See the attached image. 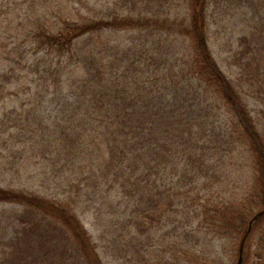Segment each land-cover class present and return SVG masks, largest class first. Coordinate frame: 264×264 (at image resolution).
<instances>
[{
    "label": "rangeland",
    "instance_id": "374dc122",
    "mask_svg": "<svg viewBox=\"0 0 264 264\" xmlns=\"http://www.w3.org/2000/svg\"><path fill=\"white\" fill-rule=\"evenodd\" d=\"M191 12L192 0H0V186L62 201L74 208L97 243L105 264H238L244 231L253 216L264 209V172L256 164L248 140H239V132L245 128L236 111L224 109L229 105L220 93L215 97L221 109L212 127L216 149L221 145L233 147L232 141L234 148L226 152L225 163L218 157L209 160L212 173L208 178L202 176L206 164L192 167L189 160L177 161L181 172L188 169L182 178L186 183L179 181L184 172L176 174L177 167L174 169L171 163L163 165L164 173L154 171L153 184L166 189L168 199L163 207L169 211L159 222L161 225L138 232L132 251L124 249L126 238L114 242L113 234L103 231L112 228L103 217H97L101 203L98 196L93 199L96 202L77 201L74 162L65 171L60 170L62 163L53 148L62 145L66 137L63 130L70 132L74 99L71 78L75 73L82 76L84 70H59L61 55L55 41L58 30L66 21L132 18L136 28H109L102 40L124 50L131 42L132 48L140 50L146 43L150 49L148 61H152L151 49L159 40L171 48L181 47L182 53L194 47L191 37L180 34L189 26ZM206 12L208 39L217 63L243 98L264 142V0H207ZM165 51V64H161L163 70L158 76L166 72L170 76L167 68L178 60L171 50L164 47ZM153 57L157 54L153 53ZM146 69L150 74H144V78L154 74L155 64L149 63ZM177 71L173 72L178 75ZM227 125L233 127L227 130ZM222 199L240 203L236 217L227 221L228 228L236 231L218 233L214 224L203 221L205 215H199L205 201L207 207H212ZM38 215L45 218L44 224L50 221L21 203L0 201V264H16V258L27 256L40 260L49 257V264L71 259V254L62 250L66 248L64 239L59 243L61 249L55 251L53 239L48 237L44 242L37 231L23 239L27 243L24 255L13 254L15 239L22 237L24 226ZM145 220L144 215L140 216L141 223ZM236 225L238 230L234 229ZM244 264H264V215L246 239Z\"/></svg>",
    "mask_w": 264,
    "mask_h": 264
},
{
    "label": "trees",
    "instance_id": "16d2710c",
    "mask_svg": "<svg viewBox=\"0 0 264 264\" xmlns=\"http://www.w3.org/2000/svg\"><path fill=\"white\" fill-rule=\"evenodd\" d=\"M206 4L207 0H192L191 22L183 30L185 34L180 32L191 37L194 47L182 53L181 47L171 48L172 45H164L159 40L151 49L152 61H148L150 49L148 51L146 43L140 50L137 46L132 48L131 42L127 44L128 50H124L125 47L109 45V41L102 40L109 28H136L132 18L112 22L104 18L66 21L54 36L61 55L59 70L81 68L84 74L75 73L73 80L71 78L70 92L74 99L69 117L70 132L63 130L66 137L62 145L53 150L62 163L60 170L65 171L70 163L75 164L77 201L82 203L89 199L96 202L93 199L98 196L101 203L98 204L97 217H103L113 229L103 231L112 233L114 242L126 238L124 249L128 251L136 248L134 244L140 230L148 231L161 225L169 211L163 207L168 199L166 189L153 184L155 170L164 173L163 165L171 163L175 169L177 161L189 160L192 167L197 163L198 167L206 164L202 176L208 178L212 173L209 160L218 157L225 163L226 152L234 148L235 141H232L233 147L221 145V149H216L217 139H214L212 127L221 109L216 105L218 99L215 96L219 93L229 105L224 109L236 111L245 128L243 133L238 130L239 140H248L255 162L264 172V142L260 140L257 124L241 95L220 69L210 46ZM164 47L178 58L167 68L170 76L167 72L158 76L165 64L162 60L166 54ZM108 53L110 55L106 57ZM153 53L157 54L156 58ZM148 62L155 64V70H152L153 75L144 78V74H150L146 69ZM177 69L178 75L173 72ZM58 74L61 80L59 71ZM232 127L226 126L227 130ZM65 151L68 154L63 156ZM187 170L185 168L184 173L178 167L175 170L176 174L182 173L181 183L185 182L182 178ZM262 182L264 194V175ZM84 195L88 197L82 198ZM0 201L21 203L50 219L44 224L45 218L40 215L32 218L31 223L24 226L22 237L19 235L15 239L14 255L25 254L22 250L26 249L27 243L23 239L37 231L44 242L48 237L53 239L51 243H54L55 251L61 249L59 243L64 239L66 248L62 250L69 252L71 259L63 258L62 264H105L93 236L81 223L75 209L64 202L41 199L25 191L1 186ZM204 203L199 214L205 215L203 221L214 224L218 233L236 231L228 228L227 221L240 211L239 202L222 199L212 207H207L206 201ZM143 215L147 219L143 222L146 229L139 221ZM56 222L60 225L53 224ZM238 226L234 229L238 230ZM50 252L54 253L53 249ZM48 258H16V264H49Z\"/></svg>",
    "mask_w": 264,
    "mask_h": 264
},
{
    "label": "water",
    "instance_id": "95a60500",
    "mask_svg": "<svg viewBox=\"0 0 264 264\" xmlns=\"http://www.w3.org/2000/svg\"><path fill=\"white\" fill-rule=\"evenodd\" d=\"M264 215V209L257 212L253 218L249 221V225H248V228L246 230V233H245V236L241 242V245H240V249H239V258H238V264H244V244H245V241H246V238L247 236L250 234V232L252 231L253 229V226L255 224V222Z\"/></svg>",
    "mask_w": 264,
    "mask_h": 264
}]
</instances>
